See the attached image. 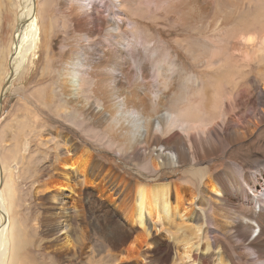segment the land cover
<instances>
[{
	"label": "bare ground",
	"instance_id": "6f19581e",
	"mask_svg": "<svg viewBox=\"0 0 264 264\" xmlns=\"http://www.w3.org/2000/svg\"><path fill=\"white\" fill-rule=\"evenodd\" d=\"M19 1L8 87L47 40L37 21L36 0ZM105 1L96 5L97 0H88L86 6L85 0L61 1L72 26L66 30L68 49L54 97L46 96L44 105L59 94L57 114H66L77 128L89 125L91 135L87 129L85 135L92 143L109 146L145 170L186 167L202 188L197 192L182 183H161L163 176L155 184H133L96 160L91 142L79 138L84 147L63 133L64 156L51 168L59 179L42 191L50 196L42 201L49 204L45 227L51 228L41 239L47 254L57 264H77L83 257L89 243L85 225L92 226L86 198L98 194L116 206L117 198H123L119 218L143 229L136 238L118 236L124 222H112L111 243H130L122 250L128 264H264V87L250 81L249 73L242 75L253 63L264 64V23L257 16L245 23L240 0ZM105 6L116 9V19L100 13ZM148 17L167 25L170 35L181 28L176 44L195 66L232 70L221 74L223 79L215 72L209 87L200 89L198 76L188 72L176 50L165 41L158 46L143 40L144 31L132 18ZM237 19L241 25L235 29L231 25ZM236 35L242 43L232 46L241 47V64L240 59L232 63L226 56L230 47L226 52L223 45ZM258 74L263 76L264 69ZM247 104L251 110L240 114ZM81 153L83 159L74 161ZM222 155L225 171L209 175L210 161ZM4 174L0 161V264H20L18 255L29 242L23 226L14 239L6 235L4 192L10 186L4 185ZM15 197L16 192L9 195L8 204L18 212ZM126 202L130 206L123 208ZM108 217L115 219L112 212ZM71 220L74 233L69 232Z\"/></svg>",
	"mask_w": 264,
	"mask_h": 264
},
{
	"label": "rangeland",
	"instance_id": "374dc122",
	"mask_svg": "<svg viewBox=\"0 0 264 264\" xmlns=\"http://www.w3.org/2000/svg\"><path fill=\"white\" fill-rule=\"evenodd\" d=\"M61 1L62 0H36L37 21L47 37V40L44 44L40 45L41 47L38 49L37 53L28 56V61L22 65L21 70L16 74L12 84L8 87L6 85V79L9 78L8 76L10 74L11 48L16 38V30L19 26L18 20L21 6L19 0H0V9L2 11L0 13V95L2 89L6 88L0 112V161L5 171L3 176L4 185L10 186V191L8 193L4 192V200H6L4 205L7 211L6 220H8L5 231L6 235L8 234L10 238L12 237V239H14L18 231L20 234V228L23 226L25 233L24 240L29 242V245L25 244L26 246L22 249L23 251L21 250L18 255L20 264L58 263L56 261L57 259L54 260L51 258V255L49 256V254H47L44 247L45 241H41L43 237H46V231L51 228L50 225H46L47 227H45V222L47 221L45 213L49 204L46 203V205H44L45 203H42V201H46L50 196H45L42 191L49 187L45 185L46 183L59 179L57 175L55 176L51 168L56 160L59 161L64 156V143H62L63 133L76 138L79 144L84 147L86 145H84L79 138L91 142L89 147L93 149L92 152L95 154L96 160L108 167L114 168L117 173L125 176L133 184L147 183L146 181H149V183L151 181L150 184H155V180H157L159 176H163L164 180L161 183H182V185L186 187L191 186L195 188L197 192L202 188L200 182L190 178L191 176L186 167L160 169L157 172H153L151 169L145 170L138 162H134L128 156H121L117 151L110 149L109 146L92 143L91 139L85 135L86 129L87 135H91V132H88L90 129L89 125L84 129L81 127H79V129L72 124L66 114H62L61 117L57 114L61 109V102L59 101L61 96L59 94L52 99L48 106L44 105L46 96L54 97V89L59 80L61 69L64 66L63 60L68 49L66 46L68 43L66 30L72 26L68 19H66L65 12L60 9ZM232 2L237 3V0H233ZM96 3V5H98V3H100V5L102 3L106 5L105 0H97ZM87 4L88 0H85L84 5L86 6ZM240 5L241 12L245 15V18L248 19L245 23H250L255 16L258 17L259 22L264 23V9L258 10L264 7V0H240ZM95 13H97V11H95ZM100 13L109 20L116 19L118 14L115 8L109 6L102 8ZM132 19L138 23L139 29H143L145 32V36L143 32V40L145 39L152 45L159 44L158 46L165 41L180 54H178V56L188 72L191 75L198 76V86L200 89L209 87L214 80L212 77L215 76V72H218V76H220L224 74L225 71L232 70L231 66L228 68H224L223 66L221 69L216 68L213 70H210L206 64L195 66L191 58L181 51L176 44V41L181 38L177 36L180 34L179 30L181 28H178V30L173 32V35H170L167 31L169 27L159 23L152 17ZM238 19L231 25L235 27V29L237 27L239 28L241 25ZM236 31L239 33V30ZM177 32H179V34H177ZM181 32L184 33L183 39L186 36L185 31ZM233 37L234 38L230 37L229 39L231 43H229L228 40V43L223 44L225 51H228L230 47V51H226V56H230V59L234 61L232 62L233 64H236L237 59H240L239 61L241 64L243 58L239 57L238 53V49L241 51V47H238L236 50L233 46H238L242 41H237L239 35ZM159 54L160 56L164 54L163 49L159 51ZM213 54L214 52L211 53V55ZM160 56H158V59H160ZM261 69H264V64L260 65L259 63H253L246 71L243 70L242 75L249 73L250 81L263 90L264 75L258 74ZM235 72L238 71L235 70ZM43 74L45 75L43 76ZM223 78L224 76L221 75L220 79ZM200 89H198V91H200ZM191 92H193V90ZM258 92L259 91H256V94ZM195 93L196 91L194 94ZM91 100H95L93 95ZM250 110L251 106L247 104L239 109L238 112L243 114ZM70 129L75 130L76 133L72 132ZM25 145L27 146L25 147ZM78 158L79 160L83 159V153L76 156L74 161L78 160ZM14 159H17V161H13ZM224 162L225 155L210 161L209 166L211 165L212 168L208 171L209 175L223 173L225 171ZM13 190L15 191L13 192ZM15 192V198H17L16 201L18 202V212H16L14 207H10L8 204V196L14 195ZM40 198L44 199L41 200ZM106 201L107 198H100L98 194L91 198H86V203L88 202L87 207L89 209L88 218L89 222H92V226L85 225V231L89 235V243L87 249L84 251L83 257L76 261L77 264H128L125 256L126 254L122 250L129 247L130 243L128 245H123L124 243H122L116 246L112 244L110 240V234L115 231L112 222L117 221L118 224L121 223L120 225L124 222L119 218L121 211L117 210L119 209L118 205L122 204L123 198H117V206ZM129 206V202H126L123 208H128ZM109 212L114 213L115 219L108 217ZM72 214L73 212L70 213L71 216ZM69 225V232L74 233L72 220ZM123 225L124 231L119 230L117 233L118 236L131 234L132 237L136 238L138 231L143 230L137 224L127 223V221H125ZM158 237L163 238V235L160 234ZM58 238H61L60 241L63 242V237L60 236ZM163 240H165V238H163ZM132 242L134 241L132 240ZM170 244L179 245L177 241H170ZM114 254L117 255L116 258ZM89 257L90 260H87L86 258ZM26 258L34 262H29Z\"/></svg>",
	"mask_w": 264,
	"mask_h": 264
},
{
	"label": "water",
	"instance_id": "95a60500",
	"mask_svg": "<svg viewBox=\"0 0 264 264\" xmlns=\"http://www.w3.org/2000/svg\"><path fill=\"white\" fill-rule=\"evenodd\" d=\"M9 83V82H7ZM6 89V88H5ZM4 97H5V91H2L1 92V95H0V103L2 104L3 100H4Z\"/></svg>",
	"mask_w": 264,
	"mask_h": 264
},
{
	"label": "crops",
	"instance_id": "0c3cea01",
	"mask_svg": "<svg viewBox=\"0 0 264 264\" xmlns=\"http://www.w3.org/2000/svg\"><path fill=\"white\" fill-rule=\"evenodd\" d=\"M2 11H0V13H1ZM1 23H2V20H1Z\"/></svg>",
	"mask_w": 264,
	"mask_h": 264
}]
</instances>
